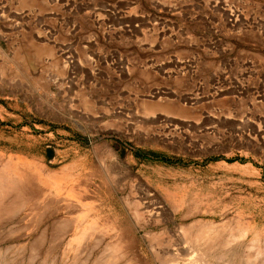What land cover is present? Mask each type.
I'll return each instance as SVG.
<instances>
[{"label": "rangeland", "instance_id": "rangeland-1", "mask_svg": "<svg viewBox=\"0 0 264 264\" xmlns=\"http://www.w3.org/2000/svg\"><path fill=\"white\" fill-rule=\"evenodd\" d=\"M248 256L264 264V0H0V264Z\"/></svg>", "mask_w": 264, "mask_h": 264}, {"label": "bare ground", "instance_id": "bare-ground-1", "mask_svg": "<svg viewBox=\"0 0 264 264\" xmlns=\"http://www.w3.org/2000/svg\"><path fill=\"white\" fill-rule=\"evenodd\" d=\"M101 161V160H100ZM115 162V161H114ZM101 163V162H100ZM101 165V164H100ZM109 172V171H108ZM89 176L90 177H93V178H95L97 181H98V185L94 188V190H95V192L96 193H100L101 191H104L105 190V185H104V183H103V180H102V178H101V176L96 172H92L91 174H89ZM147 204V203H146ZM151 204V203H150ZM148 205V204H147ZM146 205V208H148V206ZM151 208V207H150ZM150 208H148V209H150ZM145 209V208H144ZM148 211H150V210H148ZM156 211H157V209H156ZM45 229V228H44ZM49 228H47V230H48ZM44 231V230H43ZM47 232V231H46ZM48 232H49V230H48ZM47 232V233H48ZM41 234V233H40ZM197 234V233H196ZM186 236V235H185ZM211 234L210 233H206V232H204V233H200V235H197V236H195L194 238H193V240H191L192 242H193V244L195 245V248H197V249H199L198 247V243H202V242H206L209 238L211 239ZM37 237H39V236H37ZM41 238V241H40V239H39V241L41 242V243H43L42 242V240H44L43 238L44 237H46V234H44V233H42L41 234V236H40ZM36 240V239H35ZM229 240V239H228ZM234 240V239H233ZM37 242H38V240H36ZM210 241V240H209ZM222 241V240H221ZM45 242V241H44ZM208 242V241H207ZM96 243H98V242H96ZM208 244V243H207ZM41 245V244H40ZM203 245H205V244H202V245H200V247L201 246H203ZM254 245V244H253ZM198 246V247H197ZM8 247V246H7ZM151 247V246H150ZM212 247H214V246H212ZM225 248H227V246L225 247ZM224 249V248H223ZM263 249V248H262ZM156 250V249H155ZM33 251V250H32ZM149 251V250H148ZM150 252V251H149ZM159 252V251H158ZM167 252V251H166ZM161 253V252H160ZM201 253L202 252H200V255H201ZM4 254V253H3ZM204 254V253H203ZM174 255V254H173ZM215 255V254H214ZM198 256H199V254H198ZM225 256V255H224ZM256 257V256H255ZM15 258V257H14ZM217 258H219V257H217ZM245 258V257H244ZM247 258H249V262L248 263H250V264H256L255 263V261L253 260V259H251L250 260V257L248 256ZM256 259V258H255ZM223 260V259H222ZM107 261V260H106ZM187 261V260H186ZM198 261H199V259H198ZM196 259H195V262H198ZM2 262V261H1ZM81 262V261H80ZM192 262H194V261H192ZM194 262V263H195ZM204 262H205V260H203V259H201L200 260V262H198V263H196V264H204ZM229 262V261H228ZM188 263H189V261H188ZM227 263V262H226ZM118 264V263H117ZM164 264V263H163ZM191 264V263H190ZM207 264V263H206Z\"/></svg>", "mask_w": 264, "mask_h": 264}]
</instances>
